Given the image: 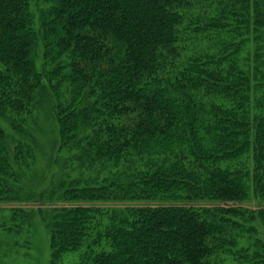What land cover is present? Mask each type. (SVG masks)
<instances>
[{"label":"trees","instance_id":"trees-1","mask_svg":"<svg viewBox=\"0 0 264 264\" xmlns=\"http://www.w3.org/2000/svg\"><path fill=\"white\" fill-rule=\"evenodd\" d=\"M262 44L264 0H0V264H264ZM44 86L84 173L12 206Z\"/></svg>","mask_w":264,"mask_h":264},{"label":"rangeland","instance_id":"rangeland-1","mask_svg":"<svg viewBox=\"0 0 264 264\" xmlns=\"http://www.w3.org/2000/svg\"><path fill=\"white\" fill-rule=\"evenodd\" d=\"M45 7L43 6V8ZM254 48L255 45L251 44L246 52V57L250 63L254 61ZM260 51L263 54L260 68L264 71V44H262ZM52 106L53 98L51 92L44 86V89L39 90L36 94L33 117L26 123V131H24L26 133L17 134L9 126H4L6 145L11 152L14 174L17 175L19 182L17 187L18 197L21 199L19 204H10L12 206L24 207L38 204L34 203V201L39 191L48 184V181L57 183L64 179L79 178L84 173L73 158L74 153L62 151L58 156L55 153L57 131L53 119ZM19 144L24 146H18ZM28 146L33 148L34 159H27L25 155L21 159L19 156V162L16 164L14 160L15 149ZM88 174H91V172ZM43 260L41 259L39 262L33 260V264H41Z\"/></svg>","mask_w":264,"mask_h":264}]
</instances>
